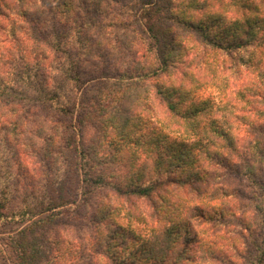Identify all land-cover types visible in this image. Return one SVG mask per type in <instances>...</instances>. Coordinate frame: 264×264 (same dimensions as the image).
<instances>
[{
  "label": "trees",
  "instance_id": "obj_1",
  "mask_svg": "<svg viewBox=\"0 0 264 264\" xmlns=\"http://www.w3.org/2000/svg\"><path fill=\"white\" fill-rule=\"evenodd\" d=\"M33 2L34 0H17V7L23 10L18 14L28 15L29 7L34 6ZM52 2L57 5V11L60 10L66 21L60 23L56 20L52 24L49 34L52 39L44 36L39 38L47 30V26L37 24L32 38L33 42L39 38L38 46L43 47L44 44L50 49L55 65L46 66L47 51L34 52L36 56L32 57L31 53H26L28 49H32L30 41L26 43L21 38H14L13 44L17 46L18 53L22 54V69L15 74L19 82L17 84L0 75V96L3 94L0 97V107H10L13 112L18 113L20 109L27 108L29 111L30 105L34 104L36 108L46 111L45 120L37 118L33 121L37 126L36 130L43 133L47 129L46 124H49V129H54L59 135L61 152L74 153L70 167L79 173L80 188L109 183L119 195L151 198L170 180L180 185L203 183L208 176L205 167L215 169L216 166L215 170H219L220 174V169L223 168L242 173L247 182L264 193V68H253L259 65L264 67V3L261 6L255 2L239 0V17L226 22L222 13L211 11L214 6L210 4L211 0ZM81 2L87 4V18L83 21L71 19ZM114 7L115 19L110 21L115 22V25L111 27L110 22L107 29L100 22L105 19L108 13L106 11H112ZM42 21L45 19H39V22ZM18 24L21 23L12 21V30L17 29ZM54 25L62 26L65 32H58ZM72 26L77 43L72 41L68 45L63 36L66 35V29ZM94 27L96 37L91 38L87 33ZM35 32L38 37L34 35ZM195 34L199 44L206 50L212 48L215 54L223 52L231 57L233 51L238 52V55L233 54L234 65L239 63L247 67L250 74L256 72V83L251 80V76L245 86L238 89L234 96L226 97V100L221 97L220 102L216 103L213 97H205L182 106L184 87L164 81L155 82L154 97L164 104L167 113L165 116L172 123L180 126L183 124L185 135L189 138L191 135L197 136L201 131L203 140H200V144L198 140L189 143L171 142L167 131L151 128L149 134L142 136L148 144L146 151L156 155V160L152 159L153 165L143 161L121 183L116 180L109 182V174L103 171L102 164L116 159V151H120L118 144L129 140L135 145L142 144L141 134L135 137L131 135V128H138L140 120L131 121L135 117L122 110L123 105L132 99L137 100L135 94H138L136 89L141 86L140 83H144L149 77H161L171 72L172 62L188 48V36L194 37ZM129 36L137 37L134 42L142 48L141 53L132 52ZM242 51L248 52L246 57ZM53 71L59 76H54L51 73ZM91 82L95 86L92 91L97 90L98 85L99 92L89 96L87 100L83 99L81 103H75L77 91L83 86L81 93L88 92L85 87ZM72 92L74 99H69ZM202 116L204 117L200 119ZM238 124L242 125L243 134L240 136ZM244 132L251 136H246ZM45 138L50 140L56 136L49 133ZM196 143L198 156L197 153L193 154ZM103 144L110 147V151L102 152ZM59 151L55 152V156ZM127 162L130 167L135 164L133 158H129ZM211 193L214 198L217 195H234L230 185L216 186ZM70 203L71 199L56 195L46 204L41 203L38 210L26 205L13 212H4V202L0 200V225L14 216L24 223L7 241L15 253V264H40L43 258L52 257L51 251L43 248L40 243L38 233L39 230L44 231L47 240L45 243L59 240L60 235L54 230L53 239L47 237L46 231L50 230L47 224L61 212L60 207ZM100 209L97 213L93 212L91 218L93 222H97V226L104 228L97 252L106 255L115 264H183L188 260L197 264L196 255L192 251L188 252L195 241L201 244L197 250L202 251V259L206 254L210 253L213 257L212 253L219 252L214 242H204L202 239L201 242L190 217L159 215L157 224L151 226L148 238L141 240L140 236L130 230L109 222L112 208L106 211L103 207ZM192 209L197 211V216L207 220L213 218L214 212L210 210L205 213L198 206ZM156 212L160 214L159 210ZM131 247L128 256L118 257L121 250ZM71 252L72 250L59 249V253L55 255L60 261H70ZM263 253L264 248L260 254ZM254 262L264 264L262 256L259 260L258 257L253 260L252 264Z\"/></svg>",
  "mask_w": 264,
  "mask_h": 264
},
{
  "label": "rangeland",
  "instance_id": "obj_2",
  "mask_svg": "<svg viewBox=\"0 0 264 264\" xmlns=\"http://www.w3.org/2000/svg\"><path fill=\"white\" fill-rule=\"evenodd\" d=\"M237 1L239 0L216 2L211 0L210 4H214L211 11L217 10L223 14L226 22L232 21L241 13V7L238 6ZM243 1L255 2L261 6L264 3V0ZM33 3L34 6L29 7V14L24 16L18 14L23 10L17 7V0H0V75L4 79H11L15 84L19 83L15 74L22 69V54L16 50L17 46L13 44L14 38H21L20 40L26 43L30 41L32 49H28L26 53H31L32 57L36 56L35 53L47 51L46 66L55 65L54 60L51 59L52 52L50 49L46 48L44 44L43 47L38 46L37 43L39 38H43V36L46 39H52L49 34L51 33V26L56 23V20L58 22L66 21L65 16L60 10L57 11L58 7L52 0H34ZM85 6L87 7V4L81 2L76 7L77 10L71 19L74 18L78 21L86 19ZM90 13L93 12L90 11ZM106 13L105 19L100 23L107 28L110 20L114 21L115 19V7L112 11L107 10ZM42 18L45 21L39 22V19L42 20ZM14 20L21 24L17 25V29L12 30L11 23ZM41 23L47 26V30L33 42L34 27ZM111 23L110 26L113 27L115 22ZM54 28L60 33L65 32V28L60 25H54ZM95 32L96 27L88 31L87 34L91 38H95ZM34 35L37 36L36 32ZM136 38L129 36L133 46L132 52L139 54L142 52V48L134 42ZM63 40H66L68 45L72 41L76 42L74 26L66 29ZM41 41L42 39H40V43ZM199 43L197 34L194 37L188 36L186 41L188 48L184 50L185 53H180L172 62L171 72L161 77H149L144 83H140L141 86L136 89L138 94H135L139 103L132 99L123 105L122 110L135 117L131 121L140 120L138 128H131L133 129L131 135L135 137V135L141 134L142 144L135 145L132 140L121 145L118 144L120 151H116V159L113 158L111 161L108 160L102 164L103 171L109 174V182L116 180L121 183L130 174V171L138 168V165L143 161L150 166L153 165L152 159L156 160V155L146 151L145 147L148 144L145 137L142 136L149 134L151 128L167 131L171 142L186 141L189 143L198 140L200 144V140H203L201 131L197 136L191 135L189 138L185 135L186 130H184L183 124L180 126L175 122L172 123L173 121L165 116L167 113L164 104L154 97L155 82L164 81L184 87L182 92H184L185 97L182 106L205 97H213L216 103L220 102L221 97L226 100V97L234 96L238 89L245 86L251 76V80L256 83V72L250 74L247 67L245 68L239 63L234 65L233 54L238 52L233 51L231 57L223 52L215 54L212 48L206 50ZM242 54L246 57L248 52L242 51ZM216 55H218L217 58ZM253 68L258 70L264 67L259 65V67ZM54 71L51 73L54 76H59ZM10 75H12L11 78ZM93 84V82L88 83L85 87L88 92L84 93H81L83 89L81 86V90L77 91L75 95V103H81L83 99L87 100L89 96L99 92L98 85L97 90L92 91L95 87ZM73 96L72 92L69 99H74ZM15 98L19 99L18 96ZM45 114L44 109L36 108L34 104L30 105L29 111L27 108L26 110L20 109L18 113L13 112L10 107H0V200L4 202V212H13L26 205L38 210L42 206L41 203L46 204L56 195L67 197L72 202L60 207L61 210L59 211L61 212L47 224L50 228V234L49 231H46L48 232L47 237L53 239L54 230L59 233L61 244L59 240L45 243L47 240H45L44 231L39 230L40 243H42L43 248L51 251L52 255L51 258H43L40 264H115L106 255L97 252L101 232L104 228L97 226V222H93L91 218L93 212L97 213L101 210L100 207H103L104 211L112 208L109 222L130 230L140 236L141 240L148 238L151 226L157 224L159 215L177 214L182 217L186 216V218L190 217L200 240L214 242L219 250V252L212 253L213 257L209 253L202 259L200 258V255H203L202 251L197 250L201 244L195 241L188 252L192 251L193 255H196L197 264H252L253 260H256L257 257L259 260L261 256L262 261H264V253L260 254L264 248V193L263 190L257 189L252 183L247 182L242 173L223 168L220 169L222 170V174H220L219 170H215L216 166L215 169L207 166L205 170L208 176L205 182L180 185L176 181L170 180L167 181L166 185L160 187V191L157 190L158 193L153 194L151 198L119 195L109 183L93 184L85 189L84 187L80 188L78 184L79 173L77 174L74 168L70 167V160L73 159L74 153L72 151L61 152L59 135L55 133L54 129H49V124H46V132L40 133L36 130L37 126L33 121H36L37 118L45 120ZM73 115L75 117V113ZM202 123L201 121L200 125ZM240 125L238 124L239 136L243 134L242 125L241 127ZM49 133H54L56 138L46 140L45 137ZM191 133L194 132L191 131ZM245 134L251 136L248 132ZM197 147V143L194 144L193 154L198 152ZM101 149L102 152L104 150L110 151V147L108 148L106 144H103ZM57 150L60 151L55 156ZM47 152L48 154H46ZM129 158L134 159L133 167H130L127 162ZM237 160L239 161V158ZM224 185H230L234 195H217L214 198L211 190L213 191L216 186L224 187ZM195 206L201 207L205 213L207 210L214 212L213 218L207 220L197 216V211L192 209ZM156 208L160 214L156 212ZM40 215L37 214V216ZM23 225L24 223L19 222L17 216L11 218L10 221L1 223L0 264H15L17 262L15 253L7 241ZM132 247L121 250L118 257L128 256ZM59 249L72 250L70 261L57 259L55 254L59 253ZM183 264H193V262L188 260Z\"/></svg>",
  "mask_w": 264,
  "mask_h": 264
}]
</instances>
